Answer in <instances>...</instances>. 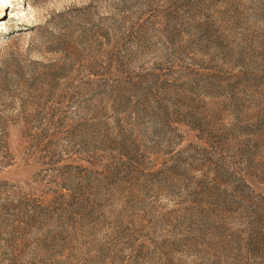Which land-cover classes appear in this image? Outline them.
Returning a JSON list of instances; mask_svg holds the SVG:
<instances>
[{
  "label": "rangeland",
  "instance_id": "rangeland-1",
  "mask_svg": "<svg viewBox=\"0 0 264 264\" xmlns=\"http://www.w3.org/2000/svg\"><path fill=\"white\" fill-rule=\"evenodd\" d=\"M5 1L0 264H264V0Z\"/></svg>",
  "mask_w": 264,
  "mask_h": 264
},
{
  "label": "bare ground",
  "instance_id": "bare-ground-1",
  "mask_svg": "<svg viewBox=\"0 0 264 264\" xmlns=\"http://www.w3.org/2000/svg\"><path fill=\"white\" fill-rule=\"evenodd\" d=\"M2 3L3 5H7L6 1L5 0H2ZM3 12H4V8H3ZM3 13L0 14V16L2 15Z\"/></svg>",
  "mask_w": 264,
  "mask_h": 264
}]
</instances>
